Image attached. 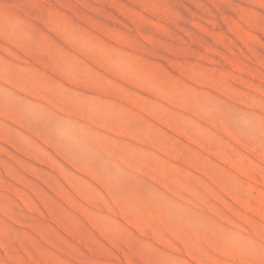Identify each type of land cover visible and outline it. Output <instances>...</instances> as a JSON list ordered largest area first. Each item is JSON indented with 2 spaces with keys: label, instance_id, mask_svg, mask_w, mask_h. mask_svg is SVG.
<instances>
[{
  "label": "rangeland",
  "instance_id": "374dc122",
  "mask_svg": "<svg viewBox=\"0 0 264 264\" xmlns=\"http://www.w3.org/2000/svg\"><path fill=\"white\" fill-rule=\"evenodd\" d=\"M0 264H264V0H0Z\"/></svg>",
  "mask_w": 264,
  "mask_h": 264
}]
</instances>
